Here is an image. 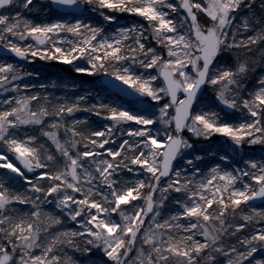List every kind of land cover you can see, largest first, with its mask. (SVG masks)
Masks as SVG:
<instances>
[{
    "label": "snow or ice",
    "instance_id": "obj_1",
    "mask_svg": "<svg viewBox=\"0 0 264 264\" xmlns=\"http://www.w3.org/2000/svg\"><path fill=\"white\" fill-rule=\"evenodd\" d=\"M0 264H264V0H0Z\"/></svg>",
    "mask_w": 264,
    "mask_h": 264
},
{
    "label": "trees",
    "instance_id": "obj_2",
    "mask_svg": "<svg viewBox=\"0 0 264 264\" xmlns=\"http://www.w3.org/2000/svg\"><path fill=\"white\" fill-rule=\"evenodd\" d=\"M33 67L37 68L38 70H42L45 75H49V71L47 69H41L40 65H33Z\"/></svg>",
    "mask_w": 264,
    "mask_h": 264
}]
</instances>
